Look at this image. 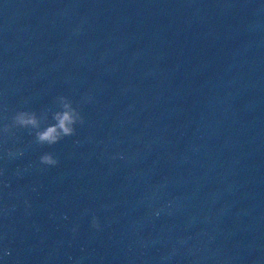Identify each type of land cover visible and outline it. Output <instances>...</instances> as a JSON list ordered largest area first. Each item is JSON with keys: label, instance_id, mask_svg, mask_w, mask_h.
<instances>
[{"label": "water", "instance_id": "obj_1", "mask_svg": "<svg viewBox=\"0 0 264 264\" xmlns=\"http://www.w3.org/2000/svg\"><path fill=\"white\" fill-rule=\"evenodd\" d=\"M0 264H264V0H0Z\"/></svg>", "mask_w": 264, "mask_h": 264}, {"label": "clouds", "instance_id": "obj_2", "mask_svg": "<svg viewBox=\"0 0 264 264\" xmlns=\"http://www.w3.org/2000/svg\"><path fill=\"white\" fill-rule=\"evenodd\" d=\"M57 99L60 110L52 112V123H48L47 112L38 115L35 111L20 110L12 115L11 123L4 126L3 132L5 135L15 136L14 129H27L33 135L35 143L48 146L57 144L65 137L74 136L76 134V126L83 125L85 118L81 114L79 107L74 106L73 101L65 96H59ZM14 154L9 152V155ZM39 163L49 167H56L59 164V160L51 152H45L39 157ZM25 204H28L27 200ZM167 209L169 214H171V202L167 205ZM162 211H165L164 206L155 210L153 215L158 217ZM91 223L93 228L100 229L101 225L96 216L92 217ZM72 231L75 233L77 228H73ZM178 242L181 244L185 243L184 239H180Z\"/></svg>", "mask_w": 264, "mask_h": 264}]
</instances>
